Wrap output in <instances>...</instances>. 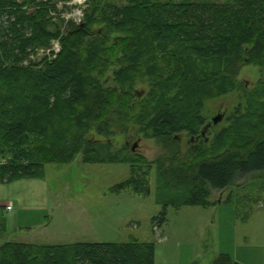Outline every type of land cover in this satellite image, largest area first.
I'll return each mask as SVG.
<instances>
[{
	"label": "trees",
	"instance_id": "obj_1",
	"mask_svg": "<svg viewBox=\"0 0 264 264\" xmlns=\"http://www.w3.org/2000/svg\"><path fill=\"white\" fill-rule=\"evenodd\" d=\"M70 1L0 0L1 183L44 179L48 165L81 153L88 164H128L130 179L114 190L148 196L155 169L164 213L154 222L162 226L168 207H209L213 191L264 173V85L246 115L240 111L209 144L202 135L206 101L233 92L245 65H264V0H129L102 12L92 0L85 22L64 30L55 59L32 61L61 36L51 12ZM140 79L150 84L146 95L136 91ZM116 124L175 146L171 156L103 157L88 136L110 137ZM183 136L194 140L186 152ZM0 264H156V245L7 242ZM212 264L239 263L223 254Z\"/></svg>",
	"mask_w": 264,
	"mask_h": 264
},
{
	"label": "rangeland",
	"instance_id": "obj_2",
	"mask_svg": "<svg viewBox=\"0 0 264 264\" xmlns=\"http://www.w3.org/2000/svg\"><path fill=\"white\" fill-rule=\"evenodd\" d=\"M99 1L101 12L108 4L121 7L129 3V0ZM174 1L227 4L232 0ZM91 2L71 0L56 4L51 17L61 25V36L55 38L47 50L35 52L31 60L55 59L62 50L64 30L69 24L85 22ZM101 27L102 24L96 25L94 30ZM236 85L233 92L205 103L203 116L206 126L211 125L203 137L207 144L231 126V120L238 117L240 111L242 115L248 113L249 97L264 85V65L242 67ZM136 91L146 95L150 84L140 79ZM218 116L223 119L215 125L213 120ZM119 125L113 126L110 137L98 136L94 131L88 136L103 157L109 152L122 151L154 162L171 156L170 151L175 146L164 140L147 139L133 126ZM190 140L193 138L183 136L180 143L183 152L194 147V143L189 144ZM130 177L128 164H88L83 162L80 153L70 163L48 165L44 179L0 182V205L9 202L15 210L4 214L0 209V244L22 241L59 245L127 244L136 239L156 245V264H212L223 254L239 264H264V173L242 177L225 191H213L210 201L214 204L209 207H168L162 226L154 222L164 213V207L157 203L156 170L150 177L148 196L132 189L114 190Z\"/></svg>",
	"mask_w": 264,
	"mask_h": 264
},
{
	"label": "water",
	"instance_id": "obj_3",
	"mask_svg": "<svg viewBox=\"0 0 264 264\" xmlns=\"http://www.w3.org/2000/svg\"><path fill=\"white\" fill-rule=\"evenodd\" d=\"M139 96H141V95H139ZM222 119H223V116H218L217 118H215V119L213 120V122H214L215 125H217L218 123H220V122L222 121ZM210 126H211V125H208V126L205 128L204 132L202 133L203 136L206 135V133H207L208 130L210 129ZM193 141H194V140H193ZM136 148H137V145L134 146V148H133V152H135Z\"/></svg>",
	"mask_w": 264,
	"mask_h": 264
},
{
	"label": "crops",
	"instance_id": "obj_4",
	"mask_svg": "<svg viewBox=\"0 0 264 264\" xmlns=\"http://www.w3.org/2000/svg\"><path fill=\"white\" fill-rule=\"evenodd\" d=\"M10 203L8 202V203H2V205H0V209H2L3 210V213L4 214H6V213H13L15 210H13V212H7L6 211V206H8ZM57 238H58V236H57ZM21 243H28V242H26V241H22ZM28 244H30V243H28ZM47 245H59L58 243H50V244H47ZM66 245V244H65ZM157 254V253H156Z\"/></svg>",
	"mask_w": 264,
	"mask_h": 264
},
{
	"label": "built area",
	"instance_id": "obj_5",
	"mask_svg": "<svg viewBox=\"0 0 264 264\" xmlns=\"http://www.w3.org/2000/svg\"><path fill=\"white\" fill-rule=\"evenodd\" d=\"M13 210H14V206L12 204H9L8 206H6L7 212H13Z\"/></svg>",
	"mask_w": 264,
	"mask_h": 264
}]
</instances>
